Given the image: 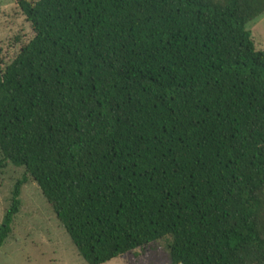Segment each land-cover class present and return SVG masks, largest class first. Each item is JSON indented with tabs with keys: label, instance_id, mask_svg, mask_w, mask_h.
I'll list each match as a JSON object with an SVG mask.
<instances>
[{
	"label": "trees",
	"instance_id": "obj_1",
	"mask_svg": "<svg viewBox=\"0 0 264 264\" xmlns=\"http://www.w3.org/2000/svg\"><path fill=\"white\" fill-rule=\"evenodd\" d=\"M0 173L23 168L85 264L169 240L168 264H264V0H17Z\"/></svg>",
	"mask_w": 264,
	"mask_h": 264
},
{
	"label": "rangeland",
	"instance_id": "obj_2",
	"mask_svg": "<svg viewBox=\"0 0 264 264\" xmlns=\"http://www.w3.org/2000/svg\"><path fill=\"white\" fill-rule=\"evenodd\" d=\"M257 51H264V14L250 21ZM17 0H0V72L33 37ZM23 168L8 166L0 173V224L10 205V194ZM21 209L10 237L0 250V264H85L63 227L56 220L40 189L31 180L21 189ZM169 240L156 242L146 250H136L104 264H168Z\"/></svg>",
	"mask_w": 264,
	"mask_h": 264
}]
</instances>
